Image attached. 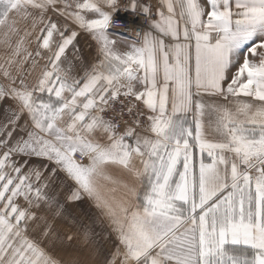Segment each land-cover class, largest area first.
Instances as JSON below:
<instances>
[{"label":"snow or ice","instance_id":"6c2138e0","mask_svg":"<svg viewBox=\"0 0 264 264\" xmlns=\"http://www.w3.org/2000/svg\"><path fill=\"white\" fill-rule=\"evenodd\" d=\"M160 4L149 31L120 52L110 31L119 0H77L74 11L67 0H0V44L10 50L0 63L10 81L0 86V101L15 104L0 123V264H62L42 246L73 240L60 234L57 219L77 225L91 248L89 226L70 211L85 197L116 234L121 264H264V51H257L264 50V0ZM137 7L136 0L127 6L133 13ZM49 9L96 42L99 63L80 79L61 68L79 31L68 34ZM13 17L31 18V31L19 36ZM33 32L35 56H43L39 49L48 55L29 87L22 66L33 55L24 47ZM14 67L18 87L11 86ZM120 96L133 98L124 105L129 115L142 103L150 135L136 131L140 119L119 132V123L102 115ZM110 165L134 181L124 185L134 204L102 195L99 181L111 179ZM59 173L63 201L50 194ZM30 225L39 239L27 235Z\"/></svg>","mask_w":264,"mask_h":264},{"label":"crops","instance_id":"0c3cea01","mask_svg":"<svg viewBox=\"0 0 264 264\" xmlns=\"http://www.w3.org/2000/svg\"><path fill=\"white\" fill-rule=\"evenodd\" d=\"M69 4L73 5L71 10H75L74 5L77 0H67ZM82 2V0H80ZM130 0L128 3L123 7V10L129 12L130 14L133 13L130 9L127 8ZM138 7L136 8L135 13H138L140 16L148 17V24L142 30L140 36L142 37L144 32L149 31L150 26L154 19H158L156 16L157 10L161 8L160 0H151L150 3L144 1H136ZM200 3L203 6H206V0H200ZM119 6V5H118ZM141 6H147L150 9L148 15H144L142 12ZM61 7L60 4L57 5V8ZM108 10V9H105ZM34 11V10H30ZM88 18H94L92 14H86ZM47 16H49L52 21L58 23L61 26L67 25L69 29V33L72 30L79 31V35L77 36L76 40L73 42V45H70L69 48L66 50L65 57H62L61 68L67 72V74L75 79H80L84 76L86 70H91L94 64L99 63V54L97 50L96 42L93 41L90 35L84 31L78 30L71 21L66 20L64 17L59 16L57 13L53 12L49 9ZM16 21V27L19 30V36H23L25 31H31V18L25 20L19 17H13ZM110 31L115 33L112 38L116 41L115 49L120 52H124L128 50V46L131 45L133 41L137 39V35L131 37L122 36L119 32L112 29L110 27ZM36 33L33 32L32 36L25 38L24 47L27 49L28 52H31L33 55L32 57L28 58L23 66H22V75L25 83L31 87L37 80L41 69L47 63V55L48 53L43 50L39 49L42 53V57H36L35 52L38 50V44L35 40ZM17 36L12 37L13 44L15 43ZM0 40H3L2 30H0ZM258 53L264 50H257ZM10 50L6 49L3 44H0V63H3L5 56L9 54ZM250 59L255 60L258 62V57H252L249 53ZM23 54L21 57L17 59H22ZM33 60L36 61V67L33 69ZM242 62V57H241ZM235 69H233L234 71ZM12 75L16 76V83L11 85L13 87L19 86L20 76L17 75L15 67L11 69ZM31 72L29 75L28 73ZM10 81L5 79L2 74H0V86L4 88H8ZM138 90L140 86H137ZM203 99L208 103H219L224 104L228 107H233L227 101H224L220 97H208L205 96ZM241 99H250L241 97ZM256 103V102H253ZM15 104L8 98H5L3 101H0V123L5 121L6 116L9 113V110L14 109ZM171 108V104H169V109ZM148 115L146 111V116ZM192 114H188V118L191 119ZM26 117H22L19 121L20 124L24 123ZM210 117L206 115L204 117L205 128L207 131V125ZM148 122V121H147ZM138 133L142 135H150V133L144 131H138ZM41 162L38 160L33 159L32 164L34 166H39ZM44 163H47L44 161ZM137 167H139V162L137 161ZM198 163V162H197ZM108 175L111 177L110 180H100L99 184L101 187L102 195H104L108 199H116V200H127L130 204H134L135 201L132 197L127 194V190L124 187L125 184L133 185L134 181L131 179L129 174L124 171L122 168L117 166H108L107 168ZM63 173H59L55 184L52 185L50 190V194H56L58 198L63 201L65 196L67 195V190L61 191V183L64 181ZM71 185V182H68ZM18 204L21 207H27L26 203L23 201L22 198L18 199ZM32 211H37V209L33 208ZM70 211H72L73 215L77 217V220L85 225H88L91 230L92 239L95 241V244L89 248L84 245L82 242L80 235H79V228L77 225H69L68 223L57 219L56 221V228L63 236L65 233L72 234L73 240L72 241H58L54 244H48L47 242L44 243L46 250L50 252V254L57 260L61 261L62 264H66V262L70 259H80L84 262V264H108V262L113 261L115 256L114 264H121L122 256L115 255L117 252V248L119 247L118 241L116 238V234L112 231L111 226L103 211L95 206V204L90 201L87 197H85L82 201L77 202ZM45 213L44 209L38 211V215H43ZM35 225H30L27 235L30 238L39 239V232L34 230ZM120 251L122 252L123 249L121 248Z\"/></svg>","mask_w":264,"mask_h":264},{"label":"built area","instance_id":"2783aa9c","mask_svg":"<svg viewBox=\"0 0 264 264\" xmlns=\"http://www.w3.org/2000/svg\"><path fill=\"white\" fill-rule=\"evenodd\" d=\"M129 0H119V2H127ZM123 13V14H122ZM121 15H117L113 17V20L115 21L112 25L111 28L119 32L122 36L125 37H131L134 35H137V33L142 32V28L140 25H138L137 28H131L129 26V20L126 15H124V12L120 10ZM143 20L146 21V17L141 16ZM135 19V18H134ZM137 21V19H136ZM137 24V23H136ZM147 25V21H146ZM133 98H125L123 96H120L118 98V101L113 104V107L111 109L106 110L105 113L102 115L105 116L106 119L109 118H114L118 123H119V128L118 131H123L126 127L125 122L131 123L132 121L130 120L131 116L136 117L135 119H140L142 122V127L137 128L142 129L144 126H147V119H146V109H144L142 103L140 102H135L136 107L133 109V113L129 115L127 108L124 106L128 101H131ZM123 109V117L121 118L120 112ZM138 110V111H137ZM139 113H143V115H140Z\"/></svg>","mask_w":264,"mask_h":264},{"label":"rangeland","instance_id":"374dc122","mask_svg":"<svg viewBox=\"0 0 264 264\" xmlns=\"http://www.w3.org/2000/svg\"><path fill=\"white\" fill-rule=\"evenodd\" d=\"M136 1H139V2H140V1H144V2H148V3H150L151 0H136ZM127 3H128V1H127V2H119V8H120V10L123 11V12H124V15H126V16H127V15H131V16H133L135 19H140V18H141V20H142V24H140V26L143 27V28H142V30H143V29L147 26V25H146V21H147V24H148V17L146 16V18H144V19H146V21H145V20L142 19V17H141L138 13H131V14H130L129 12L123 10V7H124ZM117 15H121V14H120V11H119L118 13H116L114 16H117ZM134 118H136V117L131 116L130 120L133 121ZM147 124H148V122H147ZM136 130H138V129H136ZM123 131H124V130H123ZM123 131H121V132H123ZM138 131H144V130H143V128H142V129H139ZM119 132H120V131H119Z\"/></svg>","mask_w":264,"mask_h":264},{"label":"bare ground","instance_id":"6f19581e","mask_svg":"<svg viewBox=\"0 0 264 264\" xmlns=\"http://www.w3.org/2000/svg\"><path fill=\"white\" fill-rule=\"evenodd\" d=\"M122 14H123V13H122ZM125 17L128 18V20H129V26H130L131 28H137L138 25L142 24V20H141V18H140V19H137V21H136V19H134V17L131 16V15H127V16H125ZM136 23H137V24H136Z\"/></svg>","mask_w":264,"mask_h":264}]
</instances>
